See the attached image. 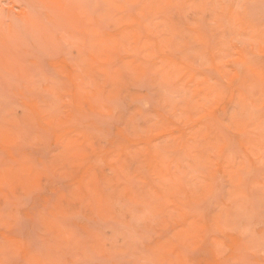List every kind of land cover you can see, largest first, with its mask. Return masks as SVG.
Instances as JSON below:
<instances>
[{
    "label": "rangeland",
    "instance_id": "374dc122",
    "mask_svg": "<svg viewBox=\"0 0 264 264\" xmlns=\"http://www.w3.org/2000/svg\"><path fill=\"white\" fill-rule=\"evenodd\" d=\"M0 264H264V0H0Z\"/></svg>",
    "mask_w": 264,
    "mask_h": 264
}]
</instances>
